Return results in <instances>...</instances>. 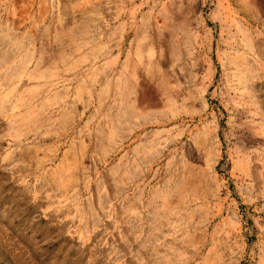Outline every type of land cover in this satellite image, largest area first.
<instances>
[{
	"label": "rangeland",
	"instance_id": "obj_1",
	"mask_svg": "<svg viewBox=\"0 0 264 264\" xmlns=\"http://www.w3.org/2000/svg\"><path fill=\"white\" fill-rule=\"evenodd\" d=\"M0 264H264V0H0Z\"/></svg>",
	"mask_w": 264,
	"mask_h": 264
},
{
	"label": "bare ground",
	"instance_id": "obj_2",
	"mask_svg": "<svg viewBox=\"0 0 264 264\" xmlns=\"http://www.w3.org/2000/svg\"><path fill=\"white\" fill-rule=\"evenodd\" d=\"M173 51V50H172Z\"/></svg>",
	"mask_w": 264,
	"mask_h": 264
}]
</instances>
